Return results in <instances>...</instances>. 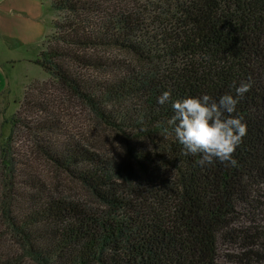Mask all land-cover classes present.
I'll return each mask as SVG.
<instances>
[{
  "label": "trees",
  "instance_id": "1",
  "mask_svg": "<svg viewBox=\"0 0 264 264\" xmlns=\"http://www.w3.org/2000/svg\"><path fill=\"white\" fill-rule=\"evenodd\" d=\"M50 1L65 16L37 64L100 124L150 147L128 148L142 178L121 192L96 152L79 142L40 143L107 208L100 213L36 176L16 177L6 150V224L27 256L34 264H264V0H147L142 16L108 0ZM110 49L136 62L105 57ZM249 80L233 113L247 123L238 166L202 167L199 154L183 155L168 123L172 103L203 94L219 100ZM164 91L171 97L160 105ZM45 127L57 129L50 120Z\"/></svg>",
  "mask_w": 264,
  "mask_h": 264
},
{
  "label": "rangeland",
  "instance_id": "2",
  "mask_svg": "<svg viewBox=\"0 0 264 264\" xmlns=\"http://www.w3.org/2000/svg\"><path fill=\"white\" fill-rule=\"evenodd\" d=\"M38 1L41 31L47 36L59 35L60 31L53 28V23L61 22L65 12L53 10L50 0ZM38 1H28V4ZM108 1L125 11L136 15L139 13L140 16L146 12L143 5H150L147 0ZM48 42L50 44L53 39ZM40 51L41 42L38 38L27 43L23 39L0 34V67L4 71L5 81L0 93V264H34L23 247L14 240L6 224L9 209L6 199L10 198L6 150L16 161V177L21 179L25 172L36 176L55 194L81 202L93 212L100 213L107 211V208L98 202L84 183L60 170L41 151L40 143L44 144L45 140L56 143L79 142L84 148L96 152L102 157L105 166L106 162L112 166L113 176L110 180L116 190L121 192L136 187L138 177L142 178L136 158L130 156L128 148L136 151L141 146L150 147L145 140H126L115 130L100 124L89 105L61 87L37 64ZM107 52L105 57L136 62L133 55L123 51L110 49ZM79 69V72H83ZM25 92L26 103L23 102ZM49 120L56 123V130L45 127V122ZM39 126L42 130H39ZM12 129V138L8 139Z\"/></svg>",
  "mask_w": 264,
  "mask_h": 264
},
{
  "label": "clouds",
  "instance_id": "3",
  "mask_svg": "<svg viewBox=\"0 0 264 264\" xmlns=\"http://www.w3.org/2000/svg\"><path fill=\"white\" fill-rule=\"evenodd\" d=\"M235 94L226 93L213 99L208 94L187 97L172 103L174 115L168 121L175 137L183 146V155H200L198 163L203 167L215 162L225 167H237L234 158L237 147L247 134V123L242 116L233 115L243 96L251 90V81H241L235 86ZM170 91H164L157 102H169Z\"/></svg>",
  "mask_w": 264,
  "mask_h": 264
},
{
  "label": "crops",
  "instance_id": "4",
  "mask_svg": "<svg viewBox=\"0 0 264 264\" xmlns=\"http://www.w3.org/2000/svg\"><path fill=\"white\" fill-rule=\"evenodd\" d=\"M28 1L34 0H0V34L4 37H17L27 43L38 38L42 44L47 35L40 27L37 11L39 1L32 4H28ZM3 73L0 67V93L5 84Z\"/></svg>",
  "mask_w": 264,
  "mask_h": 264
}]
</instances>
